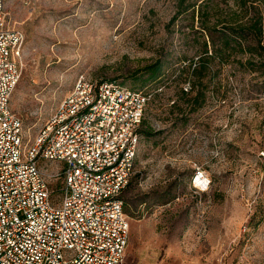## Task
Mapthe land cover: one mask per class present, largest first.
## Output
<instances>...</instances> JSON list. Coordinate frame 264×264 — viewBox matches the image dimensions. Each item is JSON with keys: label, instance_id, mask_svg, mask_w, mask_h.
<instances>
[{"label": "rangeland", "instance_id": "1", "mask_svg": "<svg viewBox=\"0 0 264 264\" xmlns=\"http://www.w3.org/2000/svg\"><path fill=\"white\" fill-rule=\"evenodd\" d=\"M180 2L11 1L7 23L26 38L11 110L30 145L82 77L145 91L148 134L123 193L126 264H264V67L236 52L211 64L193 89L189 66L209 41L200 7L218 30L238 7L184 0L190 10L179 15ZM247 3L264 12V0ZM156 62L165 75L150 83L145 70Z\"/></svg>", "mask_w": 264, "mask_h": 264}, {"label": "built area", "instance_id": "2", "mask_svg": "<svg viewBox=\"0 0 264 264\" xmlns=\"http://www.w3.org/2000/svg\"><path fill=\"white\" fill-rule=\"evenodd\" d=\"M11 1L0 0V264H126L130 220L121 197L151 96L82 77L26 143L11 110L26 39L7 23Z\"/></svg>", "mask_w": 264, "mask_h": 264}, {"label": "trees", "instance_id": "3", "mask_svg": "<svg viewBox=\"0 0 264 264\" xmlns=\"http://www.w3.org/2000/svg\"><path fill=\"white\" fill-rule=\"evenodd\" d=\"M183 1L180 2L179 15L186 14L190 10V8H183ZM236 2L238 9L230 11L227 24L223 25L220 30L217 29L215 24L211 27V25H208L209 23L203 20V10L206 5L200 7L201 28L207 34L209 41H204L202 48L199 50L200 54L197 62L189 66L190 81H194L193 89L197 86V82L201 81V76L211 64L215 63L216 60L223 63L225 59L227 60L236 52L247 53L251 59H260L261 65L264 67V12L262 8L254 4L248 6L247 0H236ZM209 47L212 51L209 50ZM164 69L162 62H156L148 66L145 70L148 75L147 81L151 83L162 78L165 75ZM188 91L184 90L183 94L187 95ZM200 95L202 94L199 93L198 96ZM144 125L145 122H143L141 129L142 137L144 134H148L144 131ZM131 184L132 180L129 187ZM121 199L124 202V207L127 208L123 195ZM126 208L125 212L127 214Z\"/></svg>", "mask_w": 264, "mask_h": 264}, {"label": "bare ground", "instance_id": "4", "mask_svg": "<svg viewBox=\"0 0 264 264\" xmlns=\"http://www.w3.org/2000/svg\"><path fill=\"white\" fill-rule=\"evenodd\" d=\"M201 184H205V181H202Z\"/></svg>", "mask_w": 264, "mask_h": 264}]
</instances>
